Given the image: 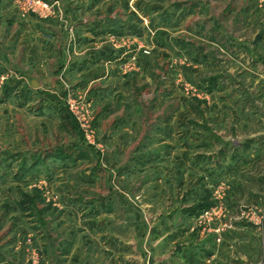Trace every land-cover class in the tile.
<instances>
[{"label": "rangeland", "instance_id": "1", "mask_svg": "<svg viewBox=\"0 0 264 264\" xmlns=\"http://www.w3.org/2000/svg\"><path fill=\"white\" fill-rule=\"evenodd\" d=\"M37 1L57 4L20 0L22 14ZM150 3L156 11L147 10ZM134 5L123 20L135 16L139 26L133 33L123 29L109 46L124 55L118 69L123 77L137 73L140 56L156 60L150 74L154 92L133 86L132 103L140 106L139 117L148 118L150 110L142 106L150 102L151 108V95L165 102L155 118L175 120L171 130L152 140L155 146L143 157L135 152L147 141H135L130 153L120 148L110 153L88 96L62 87L61 126L49 129L62 143L76 139L71 151L85 149L76 159H62L75 168L64 177L34 166L42 158L24 151L41 143L40 121L27 117L31 124H25L18 112L0 106V264H257L264 259V253L244 252L237 229L245 222L237 197L264 196V173L261 180L257 172L234 174L251 156L264 157V0H134ZM72 39L68 29L67 55ZM68 103L88 120V134ZM87 165L93 177L101 175L94 184L84 182ZM120 169L135 177L119 182ZM61 178L85 185L69 195L67 188H56ZM99 214L105 217L88 220ZM228 232L236 241L229 248L223 241ZM215 244L225 246L218 252Z\"/></svg>", "mask_w": 264, "mask_h": 264}, {"label": "crops", "instance_id": "2", "mask_svg": "<svg viewBox=\"0 0 264 264\" xmlns=\"http://www.w3.org/2000/svg\"><path fill=\"white\" fill-rule=\"evenodd\" d=\"M52 1H56L61 8L63 18L59 16L58 11L47 17L23 15L18 6L20 0H0V75L7 77L5 89L0 97V106L12 109L13 113L18 112L19 118L26 122L25 124H31L27 117L40 121L37 124V141L41 143L29 145L24 151L28 155L42 158L41 162L34 166L50 167L64 177L65 173L75 171L74 165L66 166L62 159L70 156L76 159V153L85 149L75 148L71 151L68 147L74 146L76 139L62 143L54 130L49 129L50 125L56 126L57 129L61 126L62 106L59 100L63 92L62 87H70L75 93L88 96L92 102L99 134L110 153H114L113 150L117 148H120L123 154L130 153L135 150V141H147V144L142 143V148L135 152L143 157L145 150L149 153V149L155 146L150 145V142L161 133L171 130L175 120L165 117L162 122L156 120L155 111L164 106L165 102H156L154 95H151V108L150 102L142 106L150 110L147 111L148 118L139 117L140 106L132 103L133 86L143 84L149 86V89H146L149 93L154 92V79L150 80V74L155 72L156 60L140 56L137 73L123 77L118 69L124 55L109 46L108 40H116L114 35H118L123 29L133 33L139 26L134 20L135 16L131 17L133 20H123L125 13H134V0H126V3L124 0ZM150 4L147 10L156 11L157 5ZM207 15L213 18L210 13ZM68 29L73 33L69 44L70 55L66 53ZM246 144L240 148H245ZM61 145L63 148H60ZM22 151L19 150V153ZM147 157L150 158V155ZM234 168L235 175L243 171H247L249 175L257 172L261 180L264 173V157L251 156L244 166L237 165ZM83 170L82 173L88 176L84 181L87 185L96 183L100 179L98 177H101L92 176L94 172L90 165L85 166ZM118 171L121 173L118 176L119 182L123 181L125 176L127 179L128 175L135 177L134 173H128V169ZM51 183L54 184L55 181ZM80 184L85 185L78 180L61 178L56 188H67V193L72 195L80 189ZM92 193L90 188L89 199L93 196ZM237 200L243 205L241 212L245 222L237 229L242 232L239 233L244 238V252L264 253V196H239ZM102 217L105 216L99 214L88 220L99 221ZM214 238L215 236L212 241ZM223 241L228 248L233 247L236 242L229 232L224 235ZM223 246L215 244L214 251L221 252ZM227 252L230 254L229 250ZM257 264H264V259Z\"/></svg>", "mask_w": 264, "mask_h": 264}, {"label": "built area", "instance_id": "3", "mask_svg": "<svg viewBox=\"0 0 264 264\" xmlns=\"http://www.w3.org/2000/svg\"><path fill=\"white\" fill-rule=\"evenodd\" d=\"M38 7V8H37ZM25 10L31 12V13H36L38 14L39 16L41 17H47L49 15H51L54 11L55 12H59V8L57 7V4L56 3H53V4H45V3H41L39 1L37 2H34L33 4V8H25ZM25 10L23 11V14H25ZM60 14V12H59ZM7 81V77L6 76H3V75H0V90L4 87L5 85V82ZM70 106V111L72 113V115L75 117L76 121L78 122V124L80 125L81 129L86 132V134H88V130H89V127H88V120L85 118V116L83 115V113L81 112H78L76 110L75 107H73V103H68ZM76 110V111H75ZM91 135H86V138L88 141H91Z\"/></svg>", "mask_w": 264, "mask_h": 264}]
</instances>
